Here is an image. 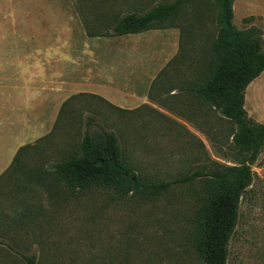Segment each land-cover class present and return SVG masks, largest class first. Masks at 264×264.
Returning a JSON list of instances; mask_svg holds the SVG:
<instances>
[{"label":"rangeland","instance_id":"rangeland-1","mask_svg":"<svg viewBox=\"0 0 264 264\" xmlns=\"http://www.w3.org/2000/svg\"><path fill=\"white\" fill-rule=\"evenodd\" d=\"M171 1L0 0V66L11 71V62L16 61L28 67L31 51L33 71L48 82L56 81L59 73H70L72 55L89 36L87 27L97 28L114 14L144 12ZM216 14L212 0H193L176 19V27L152 29L146 38L105 37V41L112 47L131 41L135 48L145 46L154 53L174 49L182 67L207 71L216 60L210 47L217 33ZM233 23L238 29L252 25L264 29V0H235ZM246 92L248 115L264 123V72ZM153 98L174 109L181 120L158 110H118L87 94L65 100L55 128L42 142V153H27L21 168L0 178V214L5 218L0 220L10 222L21 213L29 214L18 225H0L6 234L0 237V264H27L23 254L35 255L38 264H205L195 249V237L209 177L151 195L100 186L73 191L52 176L43 179L29 173L39 166L49 170L53 162L78 151L89 117L118 135L129 168L148 182L198 169L211 171L235 161V125L210 103L193 99L204 106L181 108L164 93ZM14 110L0 109V169L22 145L24 134ZM252 168L254 179L241 200L228 264H264V151Z\"/></svg>","mask_w":264,"mask_h":264},{"label":"trees","instance_id":"trees-1","mask_svg":"<svg viewBox=\"0 0 264 264\" xmlns=\"http://www.w3.org/2000/svg\"><path fill=\"white\" fill-rule=\"evenodd\" d=\"M192 1L159 2L144 12L114 14L97 28L87 27V34L91 37H116L176 27V19L181 17ZM212 1L217 10V33L210 46L216 57L214 66L207 71L202 68L184 70L178 57H174L159 73L155 84L165 88L173 70L177 79L174 82L179 88L196 92L223 117L234 123L232 140L238 155L232 164H221L211 171L198 169L171 180L148 182L134 175L129 168L118 135L106 129L95 117H89L86 122L88 128L78 151L53 162L49 170L39 166L29 173L43 179L46 175L52 176L73 191L100 186L124 194L151 195L161 194L176 184L209 177L208 196L197 212L195 249L205 264H228L229 242L238 223L241 200L254 179L252 165L264 151V123L256 122L245 108L248 86L264 72V29L256 25L238 29L233 23L235 0ZM87 95L124 110L101 96ZM94 125L98 128H94ZM52 131L39 138L37 143L21 146L12 164L0 178L21 168L27 153H42V142L50 137ZM27 216L28 212H24L19 217L9 219L10 222L0 220V225H18ZM0 217L5 219L2 214ZM5 236V233L0 232V237ZM8 247L14 249L11 245ZM22 257L27 264H38L35 255L23 254Z\"/></svg>","mask_w":264,"mask_h":264},{"label":"crops","instance_id":"crops-1","mask_svg":"<svg viewBox=\"0 0 264 264\" xmlns=\"http://www.w3.org/2000/svg\"><path fill=\"white\" fill-rule=\"evenodd\" d=\"M29 26H32L31 20ZM151 30L116 37L131 40V36L140 35L146 38ZM105 40V37L84 38L78 52L72 55L70 73L69 70L59 73L56 81L48 82L46 77L33 71L31 51L27 55L28 67L16 61L11 62V71L9 67L0 66V109H15L16 121L22 126L21 133L24 134L19 142L21 146L48 134L60 114L61 105L70 96L77 94H95L127 110H158L175 120L181 118L176 116L174 109L158 103L153 97L164 93L181 108L200 109L204 106L201 101L193 102V99H201L200 96L196 97L190 90L176 85L173 70L172 77L169 78L172 85L166 86V90L159 84H154L159 73L177 55L174 49L171 52L165 50L154 53L144 46L136 47L139 49L137 52L135 45L129 43L131 41L112 47L110 41ZM182 68L187 70L186 67ZM5 114L9 115L8 112H4ZM21 146L10 154L9 161L0 169V175L10 167Z\"/></svg>","mask_w":264,"mask_h":264},{"label":"water","instance_id":"water-1","mask_svg":"<svg viewBox=\"0 0 264 264\" xmlns=\"http://www.w3.org/2000/svg\"><path fill=\"white\" fill-rule=\"evenodd\" d=\"M135 178V177H134Z\"/></svg>","mask_w":264,"mask_h":264}]
</instances>
